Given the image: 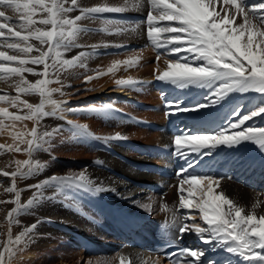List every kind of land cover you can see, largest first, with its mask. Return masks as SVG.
<instances>
[{"label": "snow or ice", "instance_id": "1", "mask_svg": "<svg viewBox=\"0 0 264 264\" xmlns=\"http://www.w3.org/2000/svg\"><path fill=\"white\" fill-rule=\"evenodd\" d=\"M144 10L146 17L139 23H117L103 16ZM74 12L78 14L72 16ZM88 19H99L103 26L98 31L117 36L138 34L143 25L147 41L157 50L155 80L181 90L189 87L207 90L202 102L190 107L184 106L182 100L167 99L162 92L168 116L214 108L233 93L258 94L259 102L254 107L235 105L223 124L216 125L212 131L194 132L187 127H177L171 146L175 157L184 162L175 173L179 178L178 206L170 209L163 203L161 211L172 212L171 221L166 219L164 226L175 229L177 240L186 233H195L204 244L224 248L245 264H264V200L257 198L246 208L223 190L224 177L194 171L200 160L211 156L221 146L234 148L248 141L264 152V123H246L254 118L264 121V0L251 3L249 0H104L92 6H83L80 0H0V83L16 93L11 95L0 89L3 93L0 105H7L0 107V131L10 129L14 141L11 145L0 144V155L14 152L28 157L9 160L0 167V175L11 179L9 186L0 182V189L3 194L13 196L0 198V206L15 205L10 209L0 207L4 221L0 225V264H12L20 246L31 239L39 220L23 227L16 235L13 228L19 226L17 217L22 212L44 198L42 189L45 186H55L57 192L71 187L94 193L115 191L102 187L83 171L52 175L25 188L17 186L18 180H26L47 167L35 158V154L50 150L49 140L59 134L60 128L41 130L44 119H65V112L77 111L108 114L112 107L107 104L99 108H64L67 101L53 98L54 94L65 95L64 73L76 67L86 69V60L98 47H126L108 42L87 46L79 43L81 33L92 31L81 23ZM74 48L91 51L82 50L71 59L65 58V53ZM160 49H164V53ZM162 57L163 69L159 66ZM142 59L143 56L137 54L113 61L107 72L97 71L96 77L86 76L85 82L103 75H115L121 67L127 71L138 66ZM26 73L37 78L29 80ZM142 83L131 76L115 80V84L123 88H135ZM33 95L39 97V103L22 98ZM5 121L11 123L5 124ZM25 121H31L33 126L29 129L25 124L17 131V122ZM67 124L79 135H92L87 125L71 120H67ZM95 138L110 141L124 137L117 133ZM13 165V170H6ZM24 191H32L26 203L21 202ZM142 206L151 210V204ZM180 209L186 211L181 213ZM191 210L199 213L206 226L196 222ZM170 247L174 250L163 253L168 264H214L203 259L201 249ZM125 259L122 258L120 264H124ZM143 264H159V260L149 259Z\"/></svg>", "mask_w": 264, "mask_h": 264}, {"label": "bare ground", "instance_id": "2", "mask_svg": "<svg viewBox=\"0 0 264 264\" xmlns=\"http://www.w3.org/2000/svg\"><path fill=\"white\" fill-rule=\"evenodd\" d=\"M80 2L83 6H92L97 3H103L104 0H80ZM249 2L251 3L252 0H249ZM77 14L78 12H74L71 15L75 16ZM103 16L110 17L117 23H139L145 19L146 10L141 12L129 11L123 14L105 13L103 14ZM81 23L85 27L92 29V31L81 33L79 37V43L87 46L90 44L100 45L108 42L113 45L124 44L126 45V47H98L95 50V54H93L86 60V69L76 67L64 73L63 76H67L69 78V80L64 81L65 95L60 96L59 94H54L53 97L56 100L67 101V103L64 105V108H73L77 106L83 108L85 107V105H91L93 103L95 104V107H101L102 105L111 104L112 110L120 115L127 114V118L131 120L134 119L133 115L135 116L137 114L138 107L142 108L144 106H155V112H144L143 114L146 116V118H144L143 121H136L143 123L154 122L162 125L163 118H161V111L164 110L162 107V103L164 102V100L159 102L158 98L160 96H158V94L154 91L155 89H160V91H163L166 96L169 95V97L173 96L176 98L180 97V99H183V97L185 99L187 95L191 94L193 96H197L194 99L199 101L198 97H200L201 94L204 95V91L201 88L192 89L193 87H189L181 90L176 88L172 84L168 85V83L155 80L154 69L156 68L155 57L157 50L151 47L149 42L147 41L146 33L143 30V25L141 31L138 34H126L117 36L108 35L104 32L98 31V29L103 26L99 19H88L82 21ZM131 48L138 49L132 50ZM82 50L91 51V49L88 48H74L71 51L65 53V58L71 59ZM159 51L161 53H164L165 50L160 49ZM111 54H115V56ZM137 54H141L143 56V59L138 66L129 68L127 69V71H125L124 68L121 67L120 70L115 73V75H103L92 79L90 82H85L86 76L96 77L94 71L107 72V69L111 66L113 61H122L130 56H134ZM159 66L161 69L165 67L163 63V57L160 61ZM25 75L29 80L32 81L37 78L27 73ZM80 75L85 76L83 79V84L86 85L90 91L88 94L79 98L71 97L69 94L70 90L68 85L73 82L74 78ZM129 76L134 79L141 80L143 81V83L140 84L141 86L137 85L135 88H123L118 87L115 84L116 79H127ZM51 87H58V85H51ZM0 89H3L5 92H8L11 95L16 94L13 90L8 89L6 85L2 83H0ZM145 95L152 99H147L145 102L141 101V99ZM249 97H252L250 101L251 103L259 102L258 94L255 93H248L241 97L239 96L238 101H243L245 100V98ZM22 98L28 100L30 103H39L38 96H23ZM160 98H162V96ZM237 98V93H233L229 98L223 101L222 104L205 113L207 115H184L182 116V119H180L176 123H179L178 125L183 128L187 127L193 131L197 128H201V125L211 123L209 122L210 119L218 120L219 118H222L224 122L225 117L229 113V108L227 107L225 109V106L229 104L230 107H234L235 105H237ZM123 99L127 100V102H122ZM132 101H139V103L135 105L130 103ZM151 102H153L154 105H151ZM123 103L127 105L123 107ZM6 106V104L0 105V107ZM9 110L15 111V109L11 108ZM77 112H65V119L48 117L41 122V127L44 129L47 128L51 130L57 127L60 128L59 134H55L53 136V139L55 142H57V144H61L62 150H67L70 148L74 149L75 147L72 144L70 145L69 142H71V138L74 140L77 137L76 130L67 124V120L75 121L82 125H87L88 128H95L100 124V122L97 121L98 118H95L96 116L92 117L89 114L84 115L80 119L77 118L78 116L80 117V113ZM177 115L179 116L180 114ZM106 119H108V117H106ZM108 121L110 122V120ZM109 122H107L106 125L109 124ZM10 123V121H5V124ZM246 123L261 124L264 123V121L260 120V118H254L253 121H249ZM25 124L29 129L33 126L31 121H25L23 123L17 122L16 130H22ZM115 124L119 127H127L129 121H123L118 118L117 121H115ZM103 126L101 130L97 129L98 134L102 135L103 132L106 133V131H108L107 127L103 128ZM93 130L96 131V129ZM10 131V129L0 131V144L11 145L14 143ZM117 133H119L118 130L115 131V135ZM120 134L122 136L123 131L120 132ZM127 134V136L130 137L132 141L138 139L140 143L146 144L147 147L149 146L148 148H146L147 150H150L152 146L160 145L166 148V152H150L151 156L149 157V159L137 155L134 159L129 160L126 158V156L129 154V143L127 146V142L122 139H118L115 142L104 141L103 143H100L101 145L97 146L98 153L95 154H93L92 152V154H90L89 152L91 150L89 149L90 151L85 156L91 158L92 155H95L96 159L95 162L90 165V167H86L82 171L85 172L90 179L97 182L102 187L115 189V191H103L100 193H94L76 187L64 188L60 192H57V189L51 191L49 190V192H53L52 194L55 195L56 200L55 198H53V200L57 201V203L54 204L52 200L51 203H49L47 197H45L43 199H40L36 203L37 210L42 211L40 215H36V211L34 213L32 212L31 214L27 213L25 215H22V219L26 224L23 225V227L30 226L31 224L36 223L37 220H39L40 223L34 230L35 234H31V239L27 240L25 244H22L20 246V249L18 250L16 255L17 259L13 261L12 264H18L17 260L20 257L22 258V256L23 258L29 260L34 258L36 259L37 254L35 253V255L33 253L34 249L45 250L47 248L46 246H54L55 244H51V242L56 239L57 236L67 235V232L70 233V236L77 238L79 241L83 242L86 247L93 244L90 243L91 240H97L100 243H104L106 240H109L110 237L108 233H105L107 230H109V233H111L113 229H117L118 232L120 229L121 232L119 234L122 237H125V232L129 231V228H127L125 222L132 221L127 220L125 216L132 218L138 212L146 213L147 208L142 205L151 204V198L154 197V195H151L150 192L147 191V186L144 188H135V184L137 183L131 184L133 181H142L147 184H155L159 186L161 188V191L159 192L165 193V202L168 205H173L171 203L178 202L177 188L179 178L175 175L174 172L172 175L173 178L164 179L145 171H135V168L133 167V165L147 167L151 165H168V167L172 168L173 165L171 155L173 154V149L171 146V141L173 138V134H169L167 131L158 133L151 131L150 129H139L136 127H132ZM137 145L142 146V144ZM247 149H249L250 151L253 150L255 152H257L258 150L259 154L256 156L257 158L262 155L260 154V150L256 145L252 144L251 142L245 141L234 148H224L223 146H221L217 149V154H213V156H206L202 160L205 159L206 163L212 166L215 171H219L218 169H220V171L229 170V175H222L224 177V179L222 180L223 190L229 195L230 198H240V205H243L246 208H250L251 204L257 198L264 200V156L263 160H259L261 161L259 164L256 158L250 157V159L246 157L245 150ZM26 158H28L27 155L23 153L5 152L4 155H0V167L1 165H3L4 167L6 162L9 160H23ZM96 161H101L102 163H96ZM1 162H3V164H1ZM216 163H218L219 168L217 167ZM251 164L255 165L252 166ZM6 170L11 171V169L9 168ZM41 175H43V178H46L44 177V173ZM231 175L233 176L231 177ZM0 182H3L5 186H9L11 183V179L9 177H3L2 175H0ZM168 183H171V185H167ZM18 184L19 180L17 181V185ZM140 185L141 184H139V186ZM10 196V194H3L2 189H0V198L11 199L12 197ZM14 206L15 205H4L0 207L10 209ZM185 211L186 210H182V212ZM162 214L164 215V212H162ZM168 218L169 220L172 219V212L169 213ZM163 220L165 219H160V221L155 220L154 224H152L155 227L154 232L152 233L153 240L145 242L149 248L154 244H158L169 239H176L177 234L175 233V229L173 228H167L165 232H161V227L165 224V221ZM2 221V214H0V222ZM115 222H118L119 226H116ZM130 223L132 225V228L136 227L135 223ZM14 230L15 229L13 228V234L15 235ZM21 230L22 229L20 228L19 232ZM63 231L67 232L65 233ZM16 234L19 233L16 232ZM51 234H55L56 236L52 237ZM114 237L118 238L116 233ZM197 238L196 235L193 237L191 233H186L183 236L184 241L187 242V248L204 250V255H207L208 253L211 256L219 255V253L216 252V250H218V247H215L214 244H204L200 239ZM23 248H26L28 250L24 252L25 254L21 250ZM116 250L117 253L114 257V260L112 259L113 264H120L122 258H126L124 260V264H129V261H131L132 264H143L144 261H148L149 259H158L159 264H168L164 262L159 255H151L146 251V249H138L135 247L127 248L121 241L117 242ZM222 250L225 249L222 248ZM221 256L223 257L225 255L221 254ZM38 257L37 259H39ZM229 257H231V261H233L235 256L229 253ZM84 258V264H88V262H91L90 258ZM218 258L220 259L221 257L218 256ZM212 262L216 264L215 261Z\"/></svg>", "mask_w": 264, "mask_h": 264}, {"label": "rangeland", "instance_id": "3", "mask_svg": "<svg viewBox=\"0 0 264 264\" xmlns=\"http://www.w3.org/2000/svg\"><path fill=\"white\" fill-rule=\"evenodd\" d=\"M131 49L135 50L138 48H135V49L131 48ZM139 49H141V48H139ZM111 55L115 56V54H111ZM94 73L96 74L97 71H94ZM84 77L85 76H82V75L77 76L76 78L73 79V82L69 84V85H71V87H69V90H70L69 94L71 97L79 98V97L84 96V95L89 93L90 90L88 89V87L86 85L83 84ZM62 79H63V81L69 80V78L67 76H63ZM168 85H171V84L168 83ZM195 88L196 87H193L192 89H195ZM157 90L160 91V89H157ZM157 90L155 89V92L158 94V96L161 97V94L163 91L158 92ZM203 91L206 95L207 90L203 89ZM0 94H3V93H0ZM243 95H245V94H238L237 93V97H238L237 98V104L244 105L245 108L254 107L257 104L256 102L255 103L250 102L252 97L245 98V100H243V101L242 100L238 101L239 96L241 97ZM24 97H27V96H24ZM191 97H193V95L189 94V95H187V97H185L186 100L184 99V97H183V99H181L184 103V106L190 107V106L196 104L194 102H192V103L186 102V101H192L193 98H191ZM198 98L200 99V97H198ZM147 99L151 100L152 98H149L148 96L145 95V96H143L141 101L145 102ZM177 99H180V97H178ZM177 99H176V97H174L171 100H177ZM122 102H127V100L123 99ZM130 103L136 105L139 103V101H136V102L132 101ZM123 104H124L123 107L127 105L125 103H123ZM152 104H153V102H151V105ZM90 107H95V104L93 103L91 105H85V107H83V108L86 109V108H90ZM96 107L99 108L98 106H96ZM123 107H122V109H123ZM227 107L229 108V110H228L229 112L233 108V107H230L229 104L225 106V109ZM212 109L213 108H208V109L200 110L198 112H186L184 114H188V115H193V114L198 115L199 114V115L203 116V115H207L205 113L209 112ZM140 110H141L140 107H138L137 108V114L135 115L136 117L134 115L133 116L135 117L134 119H136L138 121H141V120L143 121L144 118H146V116L143 114L144 112H142ZM77 113H80V117L79 116L77 117L79 119L81 117H83L84 115H87V114L91 115L92 117L96 116L95 118H98L97 121L100 122V124L98 126H96L95 128H88V131L92 134L91 136L77 134V137L74 140L71 138V140H70L71 142H69V143H70V145L72 144L75 147L74 149L70 148L67 150H62L61 144L58 143L59 144L58 145L57 142L54 141V139H53L54 135H53L49 140L50 150L49 151H39L35 154L36 155L35 158L44 162L47 165V167H45L44 170L37 175L29 177L26 180H19V184L17 185L18 188H25L27 185L39 183L40 181H42V180H44V179H46L52 175H67L71 172L79 173L83 169H85L86 167H90V165L95 162L96 157H95V155H92V157L90 158V157H86L85 155L88 154V152L90 150H91L89 152L90 154L98 153L97 152L98 151L97 146L101 145L100 143L104 142L103 139H96L95 137L115 136V131L118 130L119 134H120V132L123 131L122 136L124 135L123 136L124 138L122 140H125L127 142V146H128V143H137V144H142L143 146H146V144L140 143L138 139H135L132 141V139H130V137L127 136L128 131L131 130L132 127L139 128L136 126V123L130 122V120H128V119H123V118L117 116L116 115L117 113L112 109H109L108 114H105V115L102 113L89 112V111H78ZM119 113H120V111H119ZM106 117H108V119H106ZM118 118L120 120H123V121H129L128 126L127 127L117 126L115 124V121H117ZM161 118H163L162 114H161ZM108 120H110V122ZM145 120H149V119H145ZM107 122H109V124L106 125ZM102 126H103V128L107 127L108 131H106V133L103 132V134L101 135V134H98L97 132L99 129L100 130L102 129ZM43 129L44 128L41 127V130H43ZM93 129H96V131H94ZM139 129H143V128H139ZM47 130H49V129H47ZM115 141L116 140H110V142H115ZM134 141H137V142H134ZM130 145L132 146V144H130ZM249 149L245 150L246 157L256 158L257 162L260 164L261 161H259V160L260 159L263 160L264 152L260 151V154H262L261 155L262 157L260 156L257 158L256 156L259 154V151L257 150V152H255L253 150L250 151ZM213 154L214 155L217 154V150ZM213 154L211 156H213ZM135 156H137V155H136V151L133 147L132 150L129 149V154L126 156V158L129 160H132L135 158ZM1 164H3V162H1ZM251 165L254 166L255 164H251ZM1 167H3V165H1ZM9 169L13 170L14 165L12 168H9ZM134 170L136 171V169H134ZM43 173L45 174L44 177H46V178H43V175H41ZM232 176L233 175H231V177ZM135 183L138 184V186H135V188L141 187V186H139V184H146L145 187L148 186L147 183L142 182V181H133L131 184H135ZM167 185H171V183H168ZM56 189L57 188L55 186H45L42 189V191L44 193V198L47 197L49 203H51V200L54 202V204L57 203V201H55L56 198H55V200L49 198V197H52L54 195V194H52L53 192H49V190L51 191V190H56ZM150 194L154 195V197L151 198V202H150L151 203V210L150 211L147 209L146 213H142V212H138L137 214L135 213L136 215L133 216L132 218L125 216L127 218V220H132V221L125 222L127 228H129V230L134 231V229H133L134 227L132 228V225L130 222L135 223L137 228H143L142 225L144 224V219H141V218L151 219V220H149V222L151 224L150 227H151L152 233L154 232V229H155L154 225H152V224H154L155 220L160 221V219L164 218L165 220L167 219L168 221H171L168 218V215H169V213H171V211L167 214L164 213V215L162 214V211H161V205L163 203H166L165 202V193L161 192V193H154V194L150 193ZM10 195H11L10 197L13 198L12 194H10ZM31 197H32V191H24L21 193V200H22L21 202L26 203L27 200L30 199ZM232 199H234L238 204H241L240 198L235 197ZM244 201H245V199H244ZM54 204H52V205H54ZM171 204H173V205H170V204L168 205L170 209H175V207L178 206V202H176V203L173 202ZM182 210L183 209H180L181 213H183ZM191 211H193V210H191ZM32 212L33 213L35 212L36 215H40V213H42V211L37 210L36 203L33 204L26 211L22 212L17 217V219L20 221L19 226H14L15 235H16V232L19 233L20 228L23 229V225H26L25 221L22 219L23 218L22 215H25L27 213L31 214ZM192 214L195 216L197 223H200L201 226H206L200 220L199 213L196 210H194L192 212ZM165 220H163V221H165ZM3 223H4V221L0 222V225H2ZM63 232L66 233L67 231H63ZM109 232H110L109 230H107L105 232V233H108V235L110 237L109 240H106L104 243H100L97 240H91L90 243H93V244H91V246H88V247H86L85 244L83 242L79 241L77 238L70 236V233L67 232V235L57 236L56 239H54L51 242V244H55L54 246H52V245L46 246L47 248L45 250L44 249L43 250H40V249L35 250L34 249L33 253L37 254L36 259L34 258V259L29 260V259L23 258V256H22V258L21 257L18 258L17 261H18V264H84V259H85L84 257H87V258H90L91 264H113L112 261L114 260V257L117 253V250H116L117 242L112 247L114 250L111 249L109 251L110 246H107V245H109V243H111V241L113 243L112 238H115L114 237L115 233L117 234V236H119V232L117 231V229H113L111 233H109ZM191 234L193 237L196 235L194 233H191ZM51 235H52V237L56 236L55 234H51ZM51 235H50V237H51ZM121 237L122 236L120 235L119 241H121ZM196 238H197V235H196ZM197 239H199V238H197ZM125 247H127V246H125ZM99 248H102V249L104 248L106 251V254H103L104 253L103 250H99ZM127 248H130V247H127ZM214 249H215V247H214ZM21 250L23 253L28 251L26 248H23ZM115 250H116V252H115ZM216 252H224L225 253L224 259L227 258V260H220L221 258L220 259L218 258V256L222 257L220 255H216V256L212 255L213 256L212 257L209 253L207 255H204L203 259L205 261H210L212 259V261H215L216 264L217 263L218 264H229V262H231V259L229 260V256H228L229 252L222 250V248H219V247H218V250H216ZM155 255L157 256V254H155ZM37 257L39 259H37ZM209 258H211V259H209ZM16 259H17V257H15L13 259V261H15ZM31 261H32V263H31ZM231 264H245V262L239 260V258H237V257H234Z\"/></svg>", "mask_w": 264, "mask_h": 264}]
</instances>
